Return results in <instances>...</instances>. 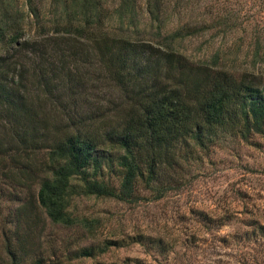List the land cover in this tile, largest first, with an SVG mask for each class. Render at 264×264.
Listing matches in <instances>:
<instances>
[{
    "label": "trees",
    "instance_id": "1",
    "mask_svg": "<svg viewBox=\"0 0 264 264\" xmlns=\"http://www.w3.org/2000/svg\"><path fill=\"white\" fill-rule=\"evenodd\" d=\"M238 14L228 0H0V116L22 144L35 147L43 135L37 200L52 222L88 223L69 211L77 186L137 200L136 183L158 180L180 141L204 145L219 128L244 138L263 130L264 82L221 68L218 52L195 58L179 47L199 31L234 28ZM96 78L121 90L126 105L114 108L116 118L108 120L100 104L80 110L86 80ZM34 88L48 110L34 104ZM106 149L117 153L118 185L96 177ZM252 224V233L264 234V223Z\"/></svg>",
    "mask_w": 264,
    "mask_h": 264
},
{
    "label": "rangeland",
    "instance_id": "2",
    "mask_svg": "<svg viewBox=\"0 0 264 264\" xmlns=\"http://www.w3.org/2000/svg\"><path fill=\"white\" fill-rule=\"evenodd\" d=\"M228 1L239 11L234 28L199 31L179 47L195 58L218 52L221 68L262 83L264 0ZM84 87V114L100 104L110 120L126 105L110 81L87 79ZM37 99L38 109L48 110V101ZM210 137L204 145L192 138L177 143L175 162L158 180L148 187L142 179L136 183L137 200L86 194L77 186L69 211L88 223L64 225L52 222L37 200L47 156L43 135L35 147L22 144L0 116V264L36 258L40 264H264V234L252 233V222L264 223V128L246 138L235 128H219ZM107 149L96 177L118 185L117 153ZM155 187L165 189L159 194ZM108 239L115 243L102 248ZM83 249L91 254L82 255Z\"/></svg>",
    "mask_w": 264,
    "mask_h": 264
}]
</instances>
